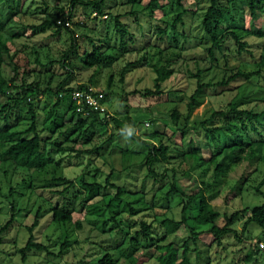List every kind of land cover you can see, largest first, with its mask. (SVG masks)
<instances>
[{
  "label": "rangeland",
  "instance_id": "obj_1",
  "mask_svg": "<svg viewBox=\"0 0 264 264\" xmlns=\"http://www.w3.org/2000/svg\"><path fill=\"white\" fill-rule=\"evenodd\" d=\"M77 1L82 5L74 3L72 21L81 17L83 24L71 29L78 48L74 55L72 35L66 29L55 33L53 27L34 34L30 28L39 24L45 15L68 12L72 0H26L17 13L12 9L13 0H0L1 23L12 34H18L6 40L12 52L20 50L32 61L37 58L42 65L50 64L48 70L26 78L28 85L39 84L37 95H28L16 107L10 102L16 95L13 91L0 95V109L3 105L12 107L0 115V127L9 125L11 130L29 127L30 102L37 130L51 159L43 169L32 174L26 167L11 162L4 163L0 169V229L12 213L11 206L16 214L12 224L0 231V264H97L105 253L112 255L114 264H158L162 250L156 248V243L164 240L161 222L179 221L181 217L180 198L167 195L173 171L187 194L194 193L201 184L206 197L220 213L230 214L263 203L264 118L254 126L244 118V127L232 114L214 117L213 114L227 111L229 103L242 91L249 101L240 108L253 112L264 108V104L256 106L257 100L264 96L261 77L264 75V17L257 12L251 18L242 1L233 2L231 28L247 44V50L239 54L236 43L228 37L210 55L207 51L210 41L201 25L209 0H185L181 7L175 0H159L160 7L153 5L150 9L145 6L147 0H138L134 5L126 0H105L102 16H93L91 5H84L87 0ZM118 14L127 30L122 40L113 19ZM177 14L180 19L174 24V33L170 24ZM157 27L165 28V39H158ZM258 31L263 35L257 34ZM89 39L109 57L92 68L86 67L80 58L83 51H92ZM65 52L71 71L59 64ZM163 65L173 69V73L161 84L160 95L131 94L133 90L153 89L155 67ZM237 69L259 74L247 79L239 77L227 85L203 88L197 105L187 116V103L196 88L198 71L201 83H216ZM64 79L73 88L88 85L92 80L96 88L106 90L105 106L111 114L134 121L131 134L156 147L160 142L169 146L168 161L153 166L156 177L147 173L144 146L124 135L110 139L116 133L111 122L81 131H76L72 123L63 122L69 98L62 96L61 104L54 108L57 96L44 89L49 81L54 87ZM5 112L7 121L3 119ZM174 112L179 114L177 120L171 118ZM211 130H215L216 143L209 134ZM246 133L256 158L236 165L225 178H216L214 164L208 162L215 145H232ZM31 136L29 133L24 137ZM189 144L200 151L207 164L194 165L195 159L185 151H189ZM111 169L110 182L124 189L120 198L112 201L114 189L97 187L91 192L88 186L92 183L103 186ZM183 172H189V178L183 177ZM236 182L242 184V192L226 205V192ZM58 206L72 213L70 221L53 222L52 208ZM37 211L33 241L46 249L26 250L22 260L21 249L29 238L27 227ZM191 215L189 224L198 234L196 241L189 243L188 255L193 262L264 264V229L247 222L250 212L239 215L231 226L236 235L227 234L219 244L213 243L210 247L212 236L206 233L210 225L194 221L195 207ZM141 223L150 225L155 243L135 234L140 231ZM217 223L221 225L222 220ZM187 235L186 231L178 230L175 237L165 238V242H174L180 248ZM129 236L135 238L136 244L131 243Z\"/></svg>",
  "mask_w": 264,
  "mask_h": 264
},
{
  "label": "trees",
  "instance_id": "obj_2",
  "mask_svg": "<svg viewBox=\"0 0 264 264\" xmlns=\"http://www.w3.org/2000/svg\"><path fill=\"white\" fill-rule=\"evenodd\" d=\"M26 0H13L14 6L12 9L17 13L21 10ZM105 0H87L84 5H91L94 9L93 13L99 16L105 15L103 12V3ZM185 0H175V4L178 7L182 6V3ZM209 6L203 16L201 25L205 35L208 37L210 41V45L207 48V51L210 55H213L215 48H220L221 44L228 38H232L237 45V52L241 54L246 51L247 44L242 41L241 37L237 35V33L231 28V21L233 20L232 11L230 9L233 2L236 0H225L224 3H220L219 0H209ZM247 7L251 18H254L257 12H261L264 17V0H240ZM84 2V1H81ZM138 2V0H126V3L130 5H134ZM74 3H78L82 5L77 0H72V6L69 8L67 12V17L72 21L74 18L73 9ZM146 8H151L153 5L159 6V0H147L145 2ZM92 13V14H93ZM91 14V15H92ZM95 15V16H96ZM65 16L63 11L57 12L55 14L45 15L44 19L39 24L30 25L31 30L34 34L45 31L49 28H55V33L60 31V25L56 24V20L60 17ZM86 16V14H84ZM96 18V17H92ZM114 25L117 33L119 34L120 39H124L126 36V25L121 20V14L115 15L113 17ZM180 19V14L176 15L173 24H170L171 30H175V22ZM83 20L81 17H77L76 21H72L74 26H79L77 21ZM69 31L72 35V43H71V52L76 55L77 53V45L75 42V37H73V33L69 28H63ZM7 30V31H6ZM166 30L164 27H157L156 35L158 39H165ZM259 35H263L262 31H258ZM18 37V34H12L8 31L6 25L2 24L0 21V95H6L9 91H13L16 95L10 99L11 106L16 107L20 102L26 101L28 95H37L40 92L39 84L36 82L34 85H28L26 78L33 74H38L43 71L49 69V65H42L37 58L33 61L29 58L27 54L20 50H15L12 52L9 44L7 43L8 38ZM90 44L92 45V51H83L80 58L83 59V64L88 67H97L101 61L108 59L102 51L101 48L96 47L93 42L89 39ZM67 54L63 53L61 58V62L59 63L62 67H65L66 70L71 71L69 62H67ZM66 60V61H65ZM173 73V69L167 67V65H163L160 67H155V84L153 89H143L142 91L133 90L131 94L139 93L144 97H149L152 95H160L161 94V84ZM259 74L258 72H243L240 70H236L231 72L227 77L217 81L216 83H201L200 81V73L199 71L196 73V88L193 93L190 94V100L187 103V116L191 114L193 109L198 103V95L202 91L203 88L211 87L214 85H227L231 81L242 77L249 78L252 75ZM264 79V75H261ZM51 80V79H50ZM111 80V78H110ZM109 80L108 87L111 84ZM50 82V81H49ZM47 84L44 92H52L57 96L56 103L54 108H57L62 101V98L59 96L63 94L64 96H68L69 93L74 89L70 85H66L67 79H64L61 83L52 87L50 84ZM89 85L94 86L92 80H89ZM85 85L80 84L77 85V88H82ZM107 98V92L104 89H100ZM248 95L245 91H242L237 98L233 99L229 105L228 110L216 111L213 114V117L216 114L229 115L232 114L235 120H238L242 126L246 127V123L244 118L254 126L255 122H259L260 118H264V108L258 112L249 111L246 108H240L241 105L245 104L249 101ZM260 104H264V96L260 97L257 100L256 106ZM30 105V113H31V122L29 127L23 130H11L9 125H5L0 127V169L2 165L6 162H11L16 166H24L29 171L30 174L43 169L47 164L50 163L51 159L49 153L45 151V146L40 138V133L37 130L36 125V117L33 112V107L31 103ZM10 105H3L0 109V115L3 114L5 109L10 110L12 108ZM67 116V117H66ZM179 114L174 112L171 114V118L177 120ZM3 119L7 121L8 114L5 112L3 115ZM115 127L116 133L111 134L110 139H112L115 135H124L137 143L141 144L145 148L142 151L145 152V156L143 158L144 164L147 169V173L156 177L158 174L154 171L153 166L156 163L168 161L167 153L169 152V146L163 142H160L156 147L155 145L149 143L148 141L142 140L137 136L130 133V129L134 126V121L128 117L119 119L115 115L112 116L109 120ZM63 122L72 123V127L76 131L92 129L95 125H104L102 120L99 118L98 114H93L90 118H82L75 111V106L72 101L69 100L68 109L65 114V119ZM61 124H65V123ZM215 131V130H214ZM213 130L209 131L211 139L216 143L217 137ZM32 133L31 137H24L25 135ZM184 132H182V135ZM145 149V150H144ZM189 151L185 150L187 154H190L195 159V166L205 165L207 162L201 157L200 151L195 150L189 144ZM141 151V152H142ZM143 152V153H144ZM185 153V152H184ZM183 153V154H184ZM189 156V155H188ZM257 154L255 153L249 135L246 133L244 136H239L236 142L229 146H218L215 145V149L213 154L211 155L210 160L208 161L211 164H214V176L216 178H225L227 174L234 169V167L245 160H252L256 158ZM185 158V156H184ZM166 171V170H165ZM112 169L109 173L106 174L104 178V185H100L98 183H92L89 186L90 191L93 192L97 187H105L112 188L115 190V194L113 195L112 200L119 199L124 189L120 186L114 185L110 182V178L112 175ZM183 177L189 178V172H183ZM202 185L198 187V189L191 194L185 193V191L179 186L178 176L176 177L175 171L172 173V182L170 184V188L167 192V195H175L178 196L181 200V217L179 221H174L172 219H166L161 224L164 227V240L159 239L160 243H156V248L161 251V255L157 258L158 264H198L193 262L188 253L190 251L189 243L190 241H196L195 237L198 235L195 230L190 226L189 220L192 219L191 211L195 207L196 216L193 217L194 221L199 224L210 225V228L206 232L210 236H212V240L209 243V247L213 243L219 244L221 238L227 234H234L236 232L232 229V225L238 219L239 215H245L250 212V215L247 217V222H254L259 227L264 229V200L263 203L259 206H254L251 209L244 208L240 211H234L230 214L220 213L208 200L203 191ZM243 186L241 183L236 182V185L229 188L224 197V203L228 205L233 199L240 196L242 192ZM264 198V196H263ZM12 213L9 219L5 222V224L1 227L0 231L6 230L13 222L15 217V211L11 206ZM38 211L36 212L33 222L31 225L27 227V231L29 233V238L23 248L22 252V260L25 258L24 253L26 250L36 249V250H45L46 248L33 241L32 231L37 225L38 220ZM72 219V213L70 211H65V209L58 207L52 208V220L55 223H65ZM222 220V224L219 225L217 223L218 220ZM118 229L119 226L116 225ZM122 229V228H121ZM120 229V230H121ZM186 231L187 236L183 239L180 248H176L174 246V242H165L168 237H175L176 231ZM124 232V231H123ZM125 233V232H124ZM128 236V233H125ZM136 235H141L143 239L149 243H155L154 239L151 237L150 233V225L146 223H141L140 231L135 233ZM166 238V239H165ZM131 243L136 244L135 238L129 236ZM199 239V238H198ZM164 241V242H163ZM180 250V251H179ZM115 261L111 254L105 253L98 261L97 264H114Z\"/></svg>",
  "mask_w": 264,
  "mask_h": 264
},
{
  "label": "built area",
  "instance_id": "obj_3",
  "mask_svg": "<svg viewBox=\"0 0 264 264\" xmlns=\"http://www.w3.org/2000/svg\"><path fill=\"white\" fill-rule=\"evenodd\" d=\"M95 15L93 13V16ZM77 23L78 25H82L83 20H78ZM56 24L63 28L72 29L74 27L72 21L67 17V12L65 16L56 20ZM59 96L62 97L64 95L60 94ZM67 97L74 104L76 113L84 119L90 118L93 114H98L99 118L106 125L110 122V118L114 116L105 106L106 99L104 93L95 86L88 84L82 88L75 87Z\"/></svg>",
  "mask_w": 264,
  "mask_h": 264
}]
</instances>
